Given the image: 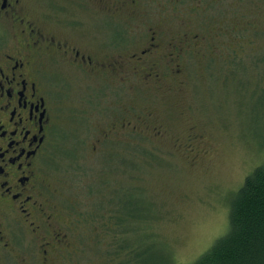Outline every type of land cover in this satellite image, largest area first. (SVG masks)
Returning <instances> with one entry per match:
<instances>
[{
	"label": "rangeland",
	"instance_id": "obj_1",
	"mask_svg": "<svg viewBox=\"0 0 264 264\" xmlns=\"http://www.w3.org/2000/svg\"><path fill=\"white\" fill-rule=\"evenodd\" d=\"M29 12L57 35L90 36L111 57L146 49L155 31L157 71L170 66L174 76L69 86L46 171L52 203L75 228L53 264H102L116 201L131 193L150 216L141 229L173 264H193L226 233L232 195L264 165V64L253 65L264 54V0H36ZM124 107L130 132L103 138Z\"/></svg>",
	"mask_w": 264,
	"mask_h": 264
},
{
	"label": "flooded vegetation",
	"instance_id": "obj_2",
	"mask_svg": "<svg viewBox=\"0 0 264 264\" xmlns=\"http://www.w3.org/2000/svg\"><path fill=\"white\" fill-rule=\"evenodd\" d=\"M34 1L0 0V264H53L54 256L69 252L66 231L75 227L63 223L52 203L46 169L73 81L117 78L124 85L130 72L144 81L174 77L170 66L169 74L157 71L162 47L157 32L146 49L128 59L111 57L99 53L88 35L64 37L47 30L29 12ZM175 57L165 54L169 64ZM122 111L121 119L114 117L102 130L103 138L130 132V110ZM152 131L161 134L160 127Z\"/></svg>",
	"mask_w": 264,
	"mask_h": 264
},
{
	"label": "trees",
	"instance_id": "obj_3",
	"mask_svg": "<svg viewBox=\"0 0 264 264\" xmlns=\"http://www.w3.org/2000/svg\"><path fill=\"white\" fill-rule=\"evenodd\" d=\"M263 62L261 54L253 65L260 67ZM241 67L235 64L237 70ZM125 198L116 201L112 219L116 228L110 232V244L105 243L108 256L102 264H173L169 249L154 233L141 229L150 216L147 210L144 214L139 198L134 193ZM193 264H264V165L255 167L232 195L226 233Z\"/></svg>",
	"mask_w": 264,
	"mask_h": 264
}]
</instances>
